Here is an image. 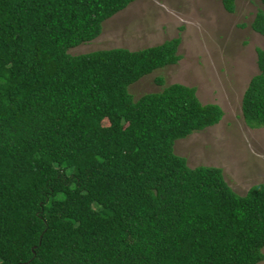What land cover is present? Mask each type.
Wrapping results in <instances>:
<instances>
[{"label": "trees", "instance_id": "obj_1", "mask_svg": "<svg viewBox=\"0 0 264 264\" xmlns=\"http://www.w3.org/2000/svg\"><path fill=\"white\" fill-rule=\"evenodd\" d=\"M131 0H0V264H254L264 182L235 193L176 138L218 121L178 82L132 99L128 84L173 64L178 37L128 50H67ZM231 12L234 0H219ZM249 27L256 72L239 113L264 125V0ZM160 83L159 79H156Z\"/></svg>", "mask_w": 264, "mask_h": 264}, {"label": "rangeland", "instance_id": "obj_2", "mask_svg": "<svg viewBox=\"0 0 264 264\" xmlns=\"http://www.w3.org/2000/svg\"><path fill=\"white\" fill-rule=\"evenodd\" d=\"M258 6V0H234L233 10L226 12L219 0H131L100 22L94 38L67 51L132 50L177 36L179 58L140 76L126 90L134 99L178 82L192 86L200 103H216L222 111L218 121L174 139L171 149L187 166L219 167L225 183L241 194L248 185L264 182V125L250 128L239 113L241 92L256 72L254 47L262 46V37L248 25ZM260 251L263 257L254 264H264V246Z\"/></svg>", "mask_w": 264, "mask_h": 264}]
</instances>
